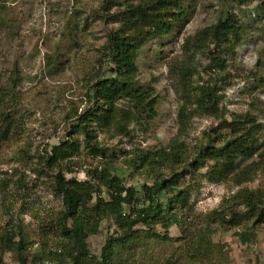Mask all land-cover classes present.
I'll list each match as a JSON object with an SVG mask.
<instances>
[{
    "label": "rangeland",
    "instance_id": "rangeland-1",
    "mask_svg": "<svg viewBox=\"0 0 264 264\" xmlns=\"http://www.w3.org/2000/svg\"><path fill=\"white\" fill-rule=\"evenodd\" d=\"M102 3L103 0H6L4 12L14 21V28L10 35L0 34V82L6 80L17 63L21 83L16 117L23 131L20 129L14 141L0 146V264H31L39 256L60 251V242L52 238L44 242L42 235L51 234L56 226L61 199L53 191L50 176L38 177L33 170L46 146L67 140L66 116L81 113L87 105V89L99 72L95 64L97 50L106 33L117 27L105 22ZM187 4L186 17L170 34L150 40L137 59L136 87L154 90L156 118L130 125L125 136L99 134L97 140L105 156L93 157L82 147L77 165L65 178L86 181L90 180L88 171L105 169L118 176L125 188L140 190L143 185L152 184L153 172L134 169L130 163L133 155L141 150L167 148L173 140L182 142L188 159L176 169H164L160 174L169 176L177 170L181 177L180 187L188 195L187 212L193 216L183 218L185 228L192 232L193 227L203 228L206 217L239 188L229 181H204L200 174L205 169L192 171L195 152L205 144L206 133L217 123L212 118L195 116L186 119L183 127L179 125L180 90L174 77L175 65L184 60L182 44L186 39L214 25L226 13L235 15L245 35L242 44L226 57V83L217 84L224 97L220 106L229 114L255 113L264 127V84L256 81H264V0H189ZM124 8L122 4L121 9ZM187 55L191 57L189 67L199 72L191 79L192 86L215 83L218 76L203 71L211 61L192 51ZM260 142L264 143V132ZM25 145L30 149L29 161L18 162L19 148ZM263 177L258 175L247 187H259ZM122 214L128 215L129 208L124 207ZM248 226L218 229L212 225L216 231L209 234V242L214 246V259L208 264H264V224L255 229ZM153 231L162 237L150 239L140 247L129 264H165L168 259L195 264L191 263L190 232L182 239L184 234L176 225L167 233L158 225ZM242 232L251 234L246 242L238 237ZM6 233H13L15 245L22 241L23 246L14 251L5 249L1 238ZM118 234L120 230L113 218L102 219L97 232L86 239L91 256L100 258L106 239Z\"/></svg>",
    "mask_w": 264,
    "mask_h": 264
},
{
    "label": "trees",
    "instance_id": "trees-1",
    "mask_svg": "<svg viewBox=\"0 0 264 264\" xmlns=\"http://www.w3.org/2000/svg\"><path fill=\"white\" fill-rule=\"evenodd\" d=\"M188 1L123 0L122 3L103 0L101 9L106 16L105 22L117 27L106 33L104 43L97 50L95 64L99 72L87 89V105L81 113L66 116L67 140L46 146L43 157H37V169L33 170L38 177L50 176L53 191L61 199L56 226L51 234L42 235L44 242L51 238L60 242V251L47 257L39 256L31 264H129L140 247L147 245L150 239L162 237L153 231L157 225L166 233L176 225L184 234L181 238H187L190 230L185 228L183 217L192 219L193 216L187 212L188 195L180 187L181 177L177 170L169 176L160 174L164 169H176L188 159L182 142L173 140L167 148L154 152L141 150L133 155L130 163L134 169L146 168L153 172L150 175L152 184L143 185L140 190L125 188L118 176L105 169L88 171L86 175L90 180L86 181L66 179L65 175L73 172L82 147L93 157L105 156L97 140L99 134L125 136L130 125L156 118L154 90L136 87L137 59L150 40L170 34L186 17ZM219 1L228 3V0ZM122 4H125L124 9H121ZM5 7L6 0H1L0 34L10 35L14 21L4 12ZM244 35L240 20L226 13L214 25L184 41V60L174 69L180 90L179 125L183 127L186 119L195 116L212 118L217 123L206 133L205 144L195 152L190 164L192 171L205 169L200 174L204 181L211 184L229 181L239 188L206 217L203 228L193 227L190 232L191 263L195 264H208L214 256V246L209 242V234L216 231L212 225L218 229H240L243 225L255 229L264 224V181L257 188L247 187L258 175L264 176V143L260 142L264 127L255 113L229 114L220 106L224 97L220 94L222 89L217 88V84L226 83V57L242 44ZM191 51L211 61L203 71L216 74L215 83L192 86L191 79L199 76V72L189 67L191 57L187 54ZM256 81L264 84L263 80ZM20 83L21 72L15 63L6 80L0 82V146L14 141L20 129L23 131L16 117ZM25 147L29 146L19 148L18 162L29 161L30 149ZM124 207L129 208L128 215L122 214ZM106 217L115 220L120 234L109 236L100 258H95L89 252L86 239L97 232L101 220ZM250 236L249 232L238 235L242 242ZM13 239V233L2 236L5 249L14 251L23 246L22 241L15 245ZM165 264L180 263L168 259Z\"/></svg>",
    "mask_w": 264,
    "mask_h": 264
}]
</instances>
